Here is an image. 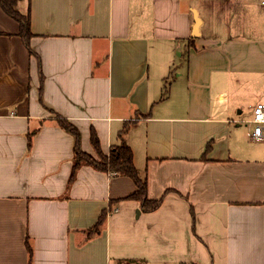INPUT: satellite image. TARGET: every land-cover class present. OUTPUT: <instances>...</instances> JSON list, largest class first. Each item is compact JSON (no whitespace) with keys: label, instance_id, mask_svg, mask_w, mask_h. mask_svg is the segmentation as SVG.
I'll list each match as a JSON object with an SVG mask.
<instances>
[{"label":"crops","instance_id":"1","mask_svg":"<svg viewBox=\"0 0 264 264\" xmlns=\"http://www.w3.org/2000/svg\"><path fill=\"white\" fill-rule=\"evenodd\" d=\"M29 7L38 56L0 5V264H28L27 236L33 264H264V137L251 136L261 0ZM57 115L92 154L91 128L106 154L127 128L160 207L144 211L130 177L87 165L68 187L74 138Z\"/></svg>","mask_w":264,"mask_h":264},{"label":"trees","instance_id":"2","mask_svg":"<svg viewBox=\"0 0 264 264\" xmlns=\"http://www.w3.org/2000/svg\"><path fill=\"white\" fill-rule=\"evenodd\" d=\"M21 0H0V5L3 10L18 21L20 24L19 35L26 44L30 53L37 55L35 50L31 47V39L34 35L32 31V15L31 8L29 7L26 12H22L19 8ZM41 90L43 88V72H41ZM56 123L59 127L70 133L74 138L73 147V164L72 170L68 181V187L75 181L77 173L82 166H91L99 171L116 172L117 175H123L130 177L136 184V190L128 196L130 199L138 200L141 203V207L144 211H154L160 207L163 202V197L158 199H151L148 196V179L145 174H141L136 167L134 161V152L126 139L123 138V134L127 131V128L122 131L121 141L113 144L110 152L106 154L101 147L100 139L95 128H91L90 141L94 148L96 155L85 151L82 147V133L79 127L69 119L57 115ZM37 133V130H33L28 134L29 144L31 145L32 136ZM106 212H103L93 230L98 231L100 226L106 220ZM28 251V264H33L34 260V247L29 239V236L25 240Z\"/></svg>","mask_w":264,"mask_h":264},{"label":"built area","instance_id":"3","mask_svg":"<svg viewBox=\"0 0 264 264\" xmlns=\"http://www.w3.org/2000/svg\"><path fill=\"white\" fill-rule=\"evenodd\" d=\"M261 3L264 4V0H261ZM252 123L254 129L251 136L257 139L264 137V101L257 103L254 107ZM111 173L116 175V172L112 171Z\"/></svg>","mask_w":264,"mask_h":264},{"label":"water","instance_id":"4","mask_svg":"<svg viewBox=\"0 0 264 264\" xmlns=\"http://www.w3.org/2000/svg\"><path fill=\"white\" fill-rule=\"evenodd\" d=\"M194 14H195V25H194V32L196 33L197 32V29L200 25V18L198 16V13L196 11H194ZM140 213V210H137V215Z\"/></svg>","mask_w":264,"mask_h":264},{"label":"rangeland","instance_id":"5","mask_svg":"<svg viewBox=\"0 0 264 264\" xmlns=\"http://www.w3.org/2000/svg\"><path fill=\"white\" fill-rule=\"evenodd\" d=\"M93 155H96V154L94 153ZM135 264H146V263H145V262H141V261L137 260V261L135 262Z\"/></svg>","mask_w":264,"mask_h":264}]
</instances>
